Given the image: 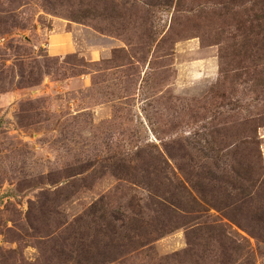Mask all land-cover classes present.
<instances>
[{
	"label": "rangeland",
	"instance_id": "374dc122",
	"mask_svg": "<svg viewBox=\"0 0 264 264\" xmlns=\"http://www.w3.org/2000/svg\"><path fill=\"white\" fill-rule=\"evenodd\" d=\"M243 1L0 0V264H264Z\"/></svg>",
	"mask_w": 264,
	"mask_h": 264
},
{
	"label": "crops",
	"instance_id": "0c3cea01",
	"mask_svg": "<svg viewBox=\"0 0 264 264\" xmlns=\"http://www.w3.org/2000/svg\"><path fill=\"white\" fill-rule=\"evenodd\" d=\"M74 34L70 31L58 32L51 36V40L55 39V42L50 40V51L52 55H64L67 51H71L72 40Z\"/></svg>",
	"mask_w": 264,
	"mask_h": 264
},
{
	"label": "trees",
	"instance_id": "16d2710c",
	"mask_svg": "<svg viewBox=\"0 0 264 264\" xmlns=\"http://www.w3.org/2000/svg\"><path fill=\"white\" fill-rule=\"evenodd\" d=\"M248 1L249 0H246V1H243V2H241L240 3V5H243V6H246L247 5V3H248ZM260 1V0H259ZM256 1H254V3H255ZM258 3H262V4H264V0H261L260 2H258ZM256 5H258V4H255V6H253V7H251V8H246V9H248V10H254L255 8L254 7H256ZM246 11V10H245ZM264 20V17H259L258 16V13H257V16H255V17H248L247 18V21H249L251 24H255V23H261V21H263ZM257 26V25H256ZM258 26H260L259 24H258ZM254 30H250L249 32H253ZM263 31H261V30H259V32H257L255 35H259L260 33H262ZM246 35H249V33L248 34H246ZM263 41H264V36H262V38H261Z\"/></svg>",
	"mask_w": 264,
	"mask_h": 264
},
{
	"label": "bare ground",
	"instance_id": "6f19581e",
	"mask_svg": "<svg viewBox=\"0 0 264 264\" xmlns=\"http://www.w3.org/2000/svg\"><path fill=\"white\" fill-rule=\"evenodd\" d=\"M191 43V42H190ZM199 46V45H198Z\"/></svg>",
	"mask_w": 264,
	"mask_h": 264
}]
</instances>
